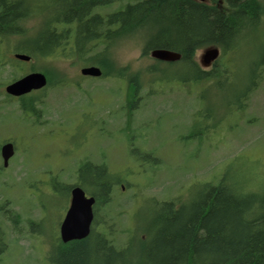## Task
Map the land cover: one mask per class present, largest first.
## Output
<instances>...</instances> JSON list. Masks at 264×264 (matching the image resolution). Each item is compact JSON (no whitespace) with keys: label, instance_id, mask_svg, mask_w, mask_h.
I'll return each mask as SVG.
<instances>
[{"label":"rangeland","instance_id":"374dc122","mask_svg":"<svg viewBox=\"0 0 264 264\" xmlns=\"http://www.w3.org/2000/svg\"><path fill=\"white\" fill-rule=\"evenodd\" d=\"M53 1L37 5L38 12L24 22V36L0 44V59L6 61L0 68V167L2 145L17 147L11 167L0 174V224L7 243L0 264L49 263L67 211L64 185L85 160L125 180L126 190L120 183L112 203L119 212L113 220L119 243L127 230H146L154 223L155 199L189 203L203 194L206 183L217 184L225 175L241 179L249 192L264 193V23L236 51L225 55L220 50L214 62L206 64L205 58L215 48L196 52L200 69L223 71L222 78L217 73L203 83L188 67L142 55L144 37L137 33L108 49L107 59L124 75L111 76L105 68L106 76L96 80L83 78L80 69L90 65L65 51L30 62L15 60L14 45L57 18ZM104 47L96 43L92 54ZM46 71L53 73L49 85L28 96L35 99L34 115L6 95L11 82ZM136 74L141 99L133 116L126 106L133 96L129 80ZM152 152L158 161L140 167ZM9 208L21 216L17 222Z\"/></svg>","mask_w":264,"mask_h":264},{"label":"trees","instance_id":"16d2710c","mask_svg":"<svg viewBox=\"0 0 264 264\" xmlns=\"http://www.w3.org/2000/svg\"><path fill=\"white\" fill-rule=\"evenodd\" d=\"M41 1L0 0V44L9 37L26 34L24 22L38 12ZM53 2L57 18L45 22L36 35L19 41L12 51L32 59L65 51L68 57L78 55L90 66L101 65L103 71L110 69L108 73L118 77L124 72L113 67L107 54L111 43L121 37L143 35L144 56L156 49L178 53L180 60L166 63L188 67L196 71L197 81L206 83L217 78L218 72L201 70L195 61L196 52L216 48L227 55L239 49L246 37L259 32L264 23V0ZM115 4L119 7L103 13ZM96 43H104L106 47L101 53L92 54ZM5 62L0 59V68ZM218 74L223 77V71ZM139 76L136 74L129 80L133 96L127 103L128 109L138 102ZM27 99H22L20 105L32 115L36 112L35 99ZM152 153L141 161L153 159ZM82 172L83 181L96 198L91 233L86 239L69 243L56 238L48 254V264H264V193L243 189L241 179L225 175L217 184L206 183L203 194L189 203L155 199L153 205L159 211L154 223L146 230H127L124 243H119L113 222L119 212L113 211L112 205L118 178L106 174L104 167L90 163L83 166ZM10 216L14 222L21 218L12 209ZM32 222L36 221L29 220L30 225ZM6 247L0 224V259Z\"/></svg>","mask_w":264,"mask_h":264},{"label":"water","instance_id":"95a60500","mask_svg":"<svg viewBox=\"0 0 264 264\" xmlns=\"http://www.w3.org/2000/svg\"><path fill=\"white\" fill-rule=\"evenodd\" d=\"M206 2L207 0H197ZM219 55V49L209 50L205 63L214 62ZM15 59L23 62H30L31 57L27 54L16 53ZM151 57L161 62H176L181 59L178 53L156 49L151 52ZM81 74L84 76L99 78L102 76V70L98 66H86L81 69ZM48 84L47 77L41 72H32L18 80L11 82L6 86L5 91L9 96L22 97L45 88ZM15 154L14 144L11 142L5 143L1 147V155L4 161V167H8L10 159ZM96 200L94 197L87 198L85 192L80 187H77L72 192L71 205L65 215V218L60 227V238L63 243L86 239L92 229L94 222V205Z\"/></svg>","mask_w":264,"mask_h":264},{"label":"flooded vegetation","instance_id":"af4514ba","mask_svg":"<svg viewBox=\"0 0 264 264\" xmlns=\"http://www.w3.org/2000/svg\"><path fill=\"white\" fill-rule=\"evenodd\" d=\"M92 66V65H91ZM94 66H96V65H94ZM86 67V66H85ZM99 67V66H98ZM82 68H84V67H82ZM81 68V69H82ZM101 68V67H100ZM200 68V67H199ZM81 69H80V74H81ZM101 70H102V76L101 77H99V78H94V77H89V76H84V75H82L81 74V76L83 77V78H89V79H102V78H104V71H103V69L101 68ZM47 77V76H46ZM47 80H48V77H47ZM49 80H48V84H47V86L49 85ZM46 86V87H47ZM46 87L45 88H43V89H41V90H38V91H33L32 93H30V94H28V95H25V96H22V97H12L11 96V98H14V99H17V100H19V101H21L22 99L23 100H25V99H27L28 98V96L29 95H31V94H33V93H36V92H42V91H44L45 89H46ZM139 101H140V98L138 99V102H137V104H136V106L135 107H137L138 105H139ZM135 107H133L132 108V114L131 115H133L134 116V109H135ZM125 108V107H124ZM123 108V109H124ZM126 109H127V107H126ZM128 111H130L129 109H128ZM96 130H98V129H96ZM94 131V130H93ZM8 143V142H7ZM11 143H13V142H11ZM14 144V143H13ZM14 148H15V154H14V156L10 159V161H9V165H10V167H11V164H12V161H13V159H14V157H15V155L17 154V147L15 146V144H14ZM152 157L154 156V153H152V155H151ZM152 160V161H151ZM151 160H146L145 162H142V163H140V167L142 166V165H145V164H149V163H151V162H157L158 161V158L157 157H153V159H151ZM4 163V162H3ZM91 164V166H95V167H104V169H105V172H106V174H109V171H108V168L106 167V166H104V165H95V164H93L91 161H88V160H85V161H83L82 163H80V165L76 168V170L72 173V175L69 177V180L70 181H68L67 183H66V185H64V187L66 188V190H64L65 192H66V196H64V197H66V202L68 201V204H67V211H68V209H69V207H70V205H71V199H72V192H73V190L75 189V188H77V187H80L81 189H83L84 190V192H85V195H86V197L87 198H90V197H94L95 198V196H94V192H93V190L90 188V186H88L84 181H83V179H82V168H83V166L84 165H87V164ZM9 165H8V167H4V164H3V168L2 167H0V174H2V169H4V170H7L8 168H10L9 167ZM71 178V179H70ZM125 180H119L118 179V187H119V184H120V187H121V190H123V191H125L126 190V185H124L123 184V182H124ZM57 184V183H56ZM58 185V184H57ZM58 186H60V185H58ZM117 186V185H116ZM95 200H96V198H95ZM95 205H96V203H95ZM95 205H94V216H95ZM67 211H66V213H67ZM94 223V222H93ZM92 227H93V224H92Z\"/></svg>","mask_w":264,"mask_h":264}]
</instances>
